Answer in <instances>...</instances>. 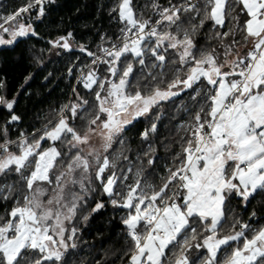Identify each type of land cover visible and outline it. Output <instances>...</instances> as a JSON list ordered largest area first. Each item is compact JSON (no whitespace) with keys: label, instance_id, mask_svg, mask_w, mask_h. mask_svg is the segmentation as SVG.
I'll return each instance as SVG.
<instances>
[{"label":"snow or ice","instance_id":"snow-or-ice-1","mask_svg":"<svg viewBox=\"0 0 264 264\" xmlns=\"http://www.w3.org/2000/svg\"><path fill=\"white\" fill-rule=\"evenodd\" d=\"M45 2L29 0L4 17L0 33L10 32L11 39L0 35V44H11L30 32L35 35L31 25L17 23V19L36 6L42 16ZM152 7L159 17L155 23L138 16L132 0H120L118 15L125 25L121 29L122 43L101 48L103 56L87 52L94 57L93 65H108L111 78H101L91 67L83 76V86L94 91L96 102L95 115L86 121L83 134L63 113L68 109L75 120L87 100L70 108L65 105L55 125L46 126L31 141L23 133L18 142L11 141L7 127L3 129L0 202L12 201V207L0 215V264H69L66 257L76 248L78 232L69 225L86 203L85 197L95 191L93 179L113 206L130 210L122 219L132 242L125 253H130L128 264H191L186 255L191 247L206 250L202 264H264V226L252 228L237 220L230 234H223L229 198L235 195L246 203L257 191H264V0H180L176 4L169 0L168 7L154 0ZM226 20L232 27L219 31ZM8 22H12L11 28L4 26ZM208 22L215 31L213 38L224 49L222 62L215 48H196L193 37ZM238 32L243 33L244 44L251 42L252 48L243 56L237 52L229 61L228 56L240 43L236 40ZM228 37H232L231 44L224 43ZM62 47L67 49L69 45L65 42ZM170 49L177 59L167 60ZM81 51L86 50L82 47ZM149 55L153 62L146 64ZM167 63L179 67L161 88ZM134 64L141 66L142 76L143 70L149 69L147 77L151 79L143 86L145 91L139 81L136 85L131 82ZM151 69L160 72L153 74ZM189 89L194 90L191 99L199 98L200 102L191 120L180 125L186 138L182 137L181 153L175 157L179 164L174 162L158 188L142 180L143 171L138 170L132 184L123 183L128 179L123 176L125 191L117 192L121 177L115 169L122 153L112 158L108 155L116 138L128 124ZM15 103L0 95V106L9 112ZM19 119L12 114L8 123ZM149 131H156V123L145 130L144 139ZM93 135L102 140V151L91 146ZM44 141L49 142L46 148L42 146ZM13 145L16 151L11 150ZM13 175L16 179L10 180ZM103 207V203H97L92 212ZM194 224L202 231L198 232ZM181 236L179 254L173 253V259L166 261V250Z\"/></svg>","mask_w":264,"mask_h":264},{"label":"trees","instance_id":"trees-1","mask_svg":"<svg viewBox=\"0 0 264 264\" xmlns=\"http://www.w3.org/2000/svg\"><path fill=\"white\" fill-rule=\"evenodd\" d=\"M28 2L29 0H0V12H3L4 16L14 14ZM156 2L162 7L169 6V0H156ZM179 2L180 0H171L173 4ZM119 3L120 0H46L43 4L42 16L39 15V6L21 14L27 17L29 13L31 20L29 21L28 17L25 19L26 22L33 24L35 35L30 33L24 37H17L11 45L0 46V83L4 85L0 88V95L16 101L11 112L0 106V141L4 139L2 131L5 127H7V138L11 141L18 142L21 133L27 136L29 141L38 138L46 126L55 125L65 105L70 108L72 104H81L82 100H87L88 104L78 111L75 120L72 119L68 109L64 110L63 115L78 132L83 134L86 131V121L95 115V96L94 91L84 88L82 83L84 75L77 82L76 78L86 67L88 68L85 69V73L93 67L99 76L109 74L108 65L91 64L94 57L88 56L87 52L100 56L101 48L109 47L121 40V29L125 25L119 19ZM153 3L154 0H132L134 12L138 16L142 15L144 19L155 22L159 17L154 12ZM114 8L117 11H113ZM243 20L244 17L241 16V23ZM230 27L232 23L226 20L225 27L219 31L226 32ZM211 29L212 24L208 22L193 37L196 48L209 51L215 48L216 52L222 55L224 49L220 46V41L213 38L215 31ZM61 37L69 40L71 43L69 48L65 49L61 43H58ZM236 40L240 43L233 52L244 53L249 44H244L242 32L236 34ZM224 43L231 44L232 37L225 39ZM82 47L86 51H81ZM174 59L177 57L170 49L167 60ZM152 62L153 58L150 55L146 57V64ZM175 67L179 65L166 64L161 88L166 87L171 81ZM148 71L149 69L145 68L142 76L141 66L134 64L131 82L136 85L139 81L142 91H145L143 86L151 79L147 77ZM151 71L156 74L160 69H151ZM93 88L95 89L96 86L94 85ZM131 91L134 92L135 87ZM192 95L194 90L189 89L168 101H163L148 115L134 120L124 128L108 153L110 158L122 153L115 169L118 176L122 178V174L131 169L130 172L128 171L126 182L132 184L136 172L142 170V180L155 184L157 188L161 186L163 178L168 175V169L174 168V162L179 164V160H175V157L181 153L182 137L186 138V133L180 125L191 120L200 102L199 98L193 101ZM12 114L19 116L20 119L9 124ZM153 123H156V131H149L147 139H144L142 134L145 130H150ZM121 141L123 144L120 143ZM42 146H49V142H42ZM11 150L16 151V146L13 145ZM150 160L151 164H149ZM111 171L110 169L105 173V178L111 174ZM9 179L15 180L16 177L13 175ZM121 184V180H118L117 192L123 191ZM92 187L95 191L85 197L86 203L82 205L76 218L69 225L76 227L78 232L75 238L76 248L69 250L66 259L69 264H128L130 253L129 255L125 253L132 246V242L127 236L122 219L130 210L113 206L110 202L111 198L103 193L100 183L95 179ZM97 203H103L104 207L92 212ZM11 207L12 201L6 204L0 202V215L10 211ZM253 213L255 216L252 215ZM84 216H88V219L84 220ZM226 217L223 234H230L231 225L237 220L251 225L252 228L261 225L264 222V191H257L246 203L240 197L231 196L227 201ZM193 226L197 227L198 232L202 231L198 225ZM236 230H239L238 224ZM250 233L251 231L247 235ZM182 241L183 236L179 237L177 242L181 244ZM192 243L194 245L196 241ZM194 249L196 248L188 249L186 255L190 257ZM179 252L180 245H171L166 250L165 260L173 259V253L179 254ZM203 256L204 251L196 254L191 259V264H197Z\"/></svg>","mask_w":264,"mask_h":264},{"label":"rangeland","instance_id":"rangeland-1","mask_svg":"<svg viewBox=\"0 0 264 264\" xmlns=\"http://www.w3.org/2000/svg\"><path fill=\"white\" fill-rule=\"evenodd\" d=\"M12 15V14H11ZM9 16V15H8ZM24 16V17H23ZM26 15H22L20 18H18L17 19V23H23V24H25V25H31V29H32V31H34V27H33V24L31 23V22H26V20L28 19L29 21L31 20V18H30V16H29V13L27 14V17H25ZM4 17H7V16H4V14H3V12H0V23H3L4 21H3V18ZM25 18H27V19H25ZM4 26L5 27H9V28H11L12 27V22H8V23H5L4 24ZM30 33H32V32H30ZM29 33V34H30ZM0 35H3V38L5 39V40H9V39H11V33L9 32V33H0ZM14 42V41H13ZM12 42V43H13ZM65 42H67L68 43V45H69V47L71 46V43L69 42V40L66 38V41L65 40H58V43H61L62 45L65 43ZM11 43V44H12ZM11 44H0V46H3V45H11ZM249 44V46H248V48H247V50L244 52V53H241L240 51H237L238 53H239V55H241V56H243V55H245L251 48H252V44H251V42H249L248 43ZM237 52H233L232 53V55H229L228 56V60L229 61H231L232 59H234V57L236 56V54H237ZM224 60V54H222V55H220V61L222 62ZM92 64V63H91ZM90 65V64H89ZM91 68H93V67H91ZM93 70H95L94 68H93ZM226 71L228 70V69H225ZM85 73V72H84ZM85 74H87V72L85 73ZM85 74H83V75H85ZM99 76V75H98ZM100 77L101 78H103V77H110V74H103V75H100ZM111 78V77H110ZM45 129V128H44ZM101 144H102V140L100 139V137L99 136H96V135H93L92 136V139H91V146H93V147H95V148H97V149H100L101 151H102V149H101ZM46 147H48V146H46ZM45 147V148H46ZM87 150H88V147L87 146H85V153L87 152ZM128 174V170H126L123 174H122V178H123V176L124 175H127ZM122 178H121V181H122ZM105 180H106V178H105ZM122 183V182H121ZM123 183H126V184H130V183H127L126 181H123ZM122 183V184H123ZM121 184V185H122ZM123 188V191H125V189H124V187H122ZM122 192V191H121ZM261 226H264V222L261 224V225H259V226H257L256 228H259V227H261ZM251 234L252 233H250L248 236L250 237L251 236ZM173 245H180V242H176L175 244H173ZM229 251H230V249H228ZM204 251V256H203V258H202V260L204 259V257L207 255V253H206V250L205 249H194L193 251H191V253H190V257L187 255V257H188V259L190 260V262H191V259H193L195 256H196V254H199V253H201V252H203ZM202 256V255H201ZM200 256V257H201ZM202 260L200 261V262H197V264H202ZM193 262V261H192ZM194 264H196V263H194Z\"/></svg>","mask_w":264,"mask_h":264},{"label":"built area","instance_id":"built-area-1","mask_svg":"<svg viewBox=\"0 0 264 264\" xmlns=\"http://www.w3.org/2000/svg\"><path fill=\"white\" fill-rule=\"evenodd\" d=\"M153 23H155V22H153ZM121 43H122V41L120 40V41L115 42L114 44L117 45V46H119ZM114 44H113V45H114ZM111 47H112V45L109 46V47H106V48H111ZM100 56H103V53H101ZM86 68H88V67H86ZM86 68H85V69H86ZM85 69H83V70L80 71V73L78 74V76H77V78H76V82L79 81V80L81 79V77L83 76V74H84V72H85Z\"/></svg>","mask_w":264,"mask_h":264},{"label":"water","instance_id":"water-1","mask_svg":"<svg viewBox=\"0 0 264 264\" xmlns=\"http://www.w3.org/2000/svg\"><path fill=\"white\" fill-rule=\"evenodd\" d=\"M256 221V220H255Z\"/></svg>","mask_w":264,"mask_h":264}]
</instances>
